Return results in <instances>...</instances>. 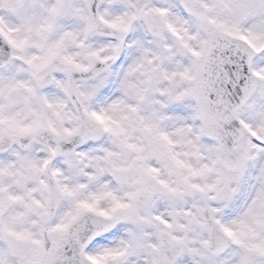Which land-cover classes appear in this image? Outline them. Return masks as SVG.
<instances>
[{
	"label": "snow or ice",
	"instance_id": "6c2138e0",
	"mask_svg": "<svg viewBox=\"0 0 264 264\" xmlns=\"http://www.w3.org/2000/svg\"><path fill=\"white\" fill-rule=\"evenodd\" d=\"M0 264H264V0H0Z\"/></svg>",
	"mask_w": 264,
	"mask_h": 264
}]
</instances>
